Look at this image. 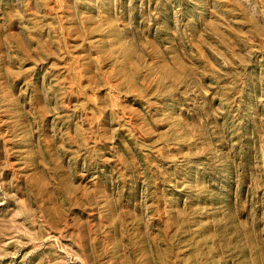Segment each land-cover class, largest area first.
Listing matches in <instances>:
<instances>
[{
    "label": "rangeland",
    "instance_id": "obj_1",
    "mask_svg": "<svg viewBox=\"0 0 264 264\" xmlns=\"http://www.w3.org/2000/svg\"><path fill=\"white\" fill-rule=\"evenodd\" d=\"M0 264H264V0H0Z\"/></svg>",
    "mask_w": 264,
    "mask_h": 264
}]
</instances>
